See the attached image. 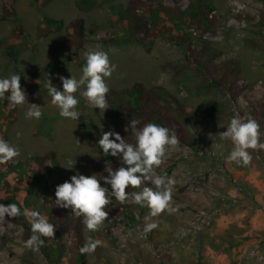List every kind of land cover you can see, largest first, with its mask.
<instances>
[{"label":"rangeland","instance_id":"rangeland-1","mask_svg":"<svg viewBox=\"0 0 264 264\" xmlns=\"http://www.w3.org/2000/svg\"><path fill=\"white\" fill-rule=\"evenodd\" d=\"M127 1L111 3L125 5ZM100 2L99 7L82 13L76 9L75 0H0V78L19 74L27 94V102L15 108L0 135L20 152L8 163L53 153L56 167L37 185L47 189L43 193L46 205L55 204L50 193L61 182H70L71 176L78 173L94 174L93 160L103 152L98 146L102 132H116L108 109L101 112L93 108L81 95L82 87L75 94L80 101V118L65 119L51 104L47 86L37 83L43 66L64 61L57 75L58 90L63 91L59 77L72 75L79 79L85 51H105L116 65L111 78H106L110 89L121 90L135 83L145 90L155 86L165 89L209 139L201 145L197 139L193 144L179 139V145L168 151L164 163L156 169L157 175L175 181L172 206L176 211L153 219L158 227L149 233L114 218L107 219L96 240L100 242L98 258H88V264H264V150L251 153L249 166L238 165L227 159L230 141L217 135L226 131L234 116L248 118V113H254L248 107L250 101L264 103V27L258 23L262 5L255 0H212L216 28L203 40L219 53L217 62L230 60L237 67L241 92L232 97L225 90L202 87L203 78L187 65L185 52L167 42L158 40L148 50L137 42L101 43V39L120 33L122 25L109 12V0ZM176 2L181 9L188 4V0ZM163 3L172 6L174 1ZM4 6L10 14L6 18ZM44 16L62 20L65 26L81 17L86 31L82 49L64 51V32L40 37L38 30ZM17 28L28 36L27 44L17 58L8 59L4 49L20 41L12 38ZM246 41L256 45L252 47ZM202 44L198 39L192 42L194 48ZM54 78L52 75L51 81ZM207 102L215 103L222 113L206 114L202 104ZM32 103L41 106L43 115L39 120L25 116ZM88 123L93 133L86 130ZM260 127L264 142V119ZM70 166L73 167L67 168ZM24 188L23 184L19 187V201ZM5 198L0 189V203L8 205ZM71 213L75 216L72 210ZM5 220L7 231L0 234V264H25L23 258L32 264H47L39 251L21 245V229L13 226V218L6 216ZM60 240L67 242L65 232L60 233ZM66 259L67 256L64 262Z\"/></svg>","mask_w":264,"mask_h":264},{"label":"trees","instance_id":"trees-1","mask_svg":"<svg viewBox=\"0 0 264 264\" xmlns=\"http://www.w3.org/2000/svg\"><path fill=\"white\" fill-rule=\"evenodd\" d=\"M101 0H75V7L79 12H87L100 6ZM113 0H109L111 3ZM172 6L165 5L163 0H129L125 5L111 3L108 7L109 12L115 20L122 25L120 33L113 34L108 38L101 39L100 42L106 45H119L123 43L137 42L142 44L147 50L158 40L167 42L181 48L188 60V66L199 73L202 78V87L216 88L227 91L232 97L241 92V86L237 83L238 70L230 60L217 62L219 53L206 44L203 36L210 32L213 33L216 28V20L212 15L214 8L212 0H188V4L181 9L176 0H173ZM262 5L259 11L258 23L264 27V0H255ZM4 17L8 15V10L4 6ZM93 28L90 30L92 33ZM40 37H45L51 33H62V48L68 53L82 49L86 39L84 20L76 17L66 26L62 20H55L44 16L41 26L38 30ZM18 43L6 46L4 56L8 59L18 57L22 47L27 44L28 36L23 34L21 28H17L12 35ZM198 39L203 44L199 48L192 46L193 40ZM247 45L256 44L246 41ZM65 65V62L47 64L40 70L37 83L40 87L47 84V77L50 79L55 76L52 85L57 89L58 72ZM182 68V67H181ZM8 95V94H6ZM47 95L48 92H47ZM109 116L112 119L116 132L130 143H135L131 130L125 131V127L130 124L132 119L138 120V127L152 122L160 124L174 131L179 139L193 144L197 139L201 145L208 141V136L197 129V123L192 115L187 113L178 101L161 87H152L145 90L140 84L135 83L128 88L121 90L110 89L107 94ZM248 107L251 111L248 116L255 118L260 124L264 119V103L250 101ZM15 108L8 105V101L0 103V135L3 127L12 118ZM202 110L208 113H222L213 102L202 104ZM89 133H93V127L90 123L85 125ZM107 164L113 169L121 166L119 158L103 155V152L93 160V173L99 176H106L104 171ZM56 162L53 153H47L43 156H33L23 162L14 164H0V189L4 190L7 204L16 203L21 210H37L45 216L50 223L54 224V238H42L44 244L39 252L47 264H88V258L97 260L98 249L90 254L82 255L80 248L90 238L96 241L99 230L89 232L82 223V217L74 216L71 208H61L56 204H45L46 197L43 193L46 188H37L45 177L49 176ZM61 182L60 184H62ZM24 185V196L22 201L17 198L20 185ZM59 184V185H60ZM102 186L104 184L101 180ZM146 186H152L146 184ZM56 189V188H55ZM141 189H127L128 192L140 191ZM55 197V190L50 193V198ZM109 218L127 223L143 229L144 217L149 209L140 205L125 203L121 205L114 198L108 206ZM153 217V219L158 218ZM107 221V220H106ZM105 221V222H106ZM13 226L21 229L20 243L24 246L31 232V225L24 216L13 218ZM65 232L67 242L60 240V233ZM67 256L64 262V257ZM25 264H32L26 259H21Z\"/></svg>","mask_w":264,"mask_h":264},{"label":"clouds","instance_id":"clouds-1","mask_svg":"<svg viewBox=\"0 0 264 264\" xmlns=\"http://www.w3.org/2000/svg\"><path fill=\"white\" fill-rule=\"evenodd\" d=\"M85 64L79 79L60 76L63 91L52 85L47 77V91L51 97V104L59 109V115L65 119L78 120L80 113L77 106L80 101L76 93L83 87L81 95L93 107L104 112L109 108L107 94L110 88L106 78H111L116 70L107 52L89 48L83 53ZM8 94V95H6ZM12 108L23 106L27 102V94L21 86V76L12 74L7 78H0V103L4 100ZM43 113L41 106L35 103L25 113L27 119L39 120ZM139 121L132 119L125 127L131 130L135 143H130L118 132H102L98 146L105 157L119 158L121 166L113 169L107 166L106 176L93 174L86 176L76 174L71 176L70 182L65 181L55 189V204L61 208H71L73 213L82 217V223L89 232L98 231L109 217L108 206L114 198L121 205L131 203L146 207L148 214L144 217L143 232L149 233L158 227L152 221L165 212L172 214L176 209L172 206L173 185L175 181L166 176L156 174L170 149L179 145V137L174 131L157 123H146L138 127ZM102 127V126H101ZM222 140L230 141L232 148L227 157L238 165L249 166L252 162V152L264 150L261 142V127L255 118L234 116L226 126V131L217 134ZM20 155L19 150L8 141L0 138V164L12 161ZM73 166L67 167L72 168ZM110 185L108 187L102 186ZM151 184L152 186H145ZM141 189L128 192L127 189ZM18 218L24 216L31 225L32 235L24 241L26 249L38 252L44 244L42 238H54L55 227L37 210L24 209L16 203L5 205L0 203V234L7 231L4 227L5 217ZM8 227L11 223L7 224ZM99 241L90 238L80 248V253L90 254L99 245Z\"/></svg>","mask_w":264,"mask_h":264}]
</instances>
